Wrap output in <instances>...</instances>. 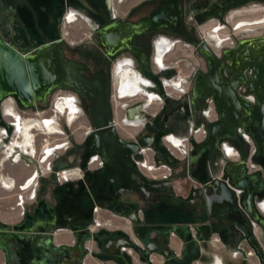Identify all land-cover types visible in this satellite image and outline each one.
<instances>
[{
    "label": "flooded vegetation",
    "instance_id": "obj_1",
    "mask_svg": "<svg viewBox=\"0 0 264 264\" xmlns=\"http://www.w3.org/2000/svg\"><path fill=\"white\" fill-rule=\"evenodd\" d=\"M251 1L0 0V73L14 54L44 62L0 97V231L32 229L15 264L264 261V25L195 35ZM213 179L233 193L212 197Z\"/></svg>",
    "mask_w": 264,
    "mask_h": 264
},
{
    "label": "water",
    "instance_id": "obj_2",
    "mask_svg": "<svg viewBox=\"0 0 264 264\" xmlns=\"http://www.w3.org/2000/svg\"><path fill=\"white\" fill-rule=\"evenodd\" d=\"M191 42L193 46L201 53V55L207 59L210 60L213 57L212 52L209 50L205 42H197L193 39H191ZM248 43L247 41H245ZM245 42H240L239 46L244 45ZM240 47L236 49V51H239ZM247 54H249L247 52ZM43 54L39 51L33 52L30 56H27L26 61L24 59L14 54L12 58H4L3 59V69H1L0 73V97L7 93L9 90L19 87L18 82L16 78L18 76H24V74L28 71L31 75V78L33 79V85L34 83L38 82L39 80V74L43 72L44 62L42 60ZM61 57V55H60ZM229 57H232V54H229ZM62 62H64L62 60ZM23 80V78H22ZM37 86V83H36ZM35 87V86H34ZM27 88H29L27 86ZM243 101L240 99L238 103V110H245L246 107L243 106ZM257 105H255L256 108H258L259 112V124L261 127L264 126V96L257 98ZM210 186L209 194L212 197H215L216 195H223L228 196L233 193L232 189L229 187L226 181L224 180H212L208 183ZM251 200V197H250ZM261 228H264V223L260 222L258 223ZM0 225L4 228L7 227L6 224L0 223ZM24 232L28 233L32 231V229L28 226V222L25 221L24 223L20 225H12L11 230L6 231H0V249L4 251L6 260L4 264H15V250H14V237L18 234V232ZM259 248V247H258ZM256 255L259 257L261 264H264V261L262 259L261 253L259 250L254 247ZM261 249V246H260ZM263 253V250H261Z\"/></svg>",
    "mask_w": 264,
    "mask_h": 264
},
{
    "label": "rangeland",
    "instance_id": "obj_3",
    "mask_svg": "<svg viewBox=\"0 0 264 264\" xmlns=\"http://www.w3.org/2000/svg\"><path fill=\"white\" fill-rule=\"evenodd\" d=\"M219 25H221L222 28H218ZM258 25H264V2L251 1L240 6L232 7L225 15L223 21L219 22L211 18L207 23L197 26L195 28V35L197 40H204L206 38L207 41L213 43L214 39L211 38L212 34H216L218 39H220L230 32L240 34L241 28H251ZM191 62L193 66L201 68L203 63L202 56H200L198 52H195L191 55ZM0 195H4L3 192H1ZM6 200L7 198L0 199V204H4Z\"/></svg>",
    "mask_w": 264,
    "mask_h": 264
},
{
    "label": "bare ground",
    "instance_id": "obj_4",
    "mask_svg": "<svg viewBox=\"0 0 264 264\" xmlns=\"http://www.w3.org/2000/svg\"><path fill=\"white\" fill-rule=\"evenodd\" d=\"M262 19V18H261ZM260 23V22H259ZM161 45V44H160ZM158 45V46H160ZM163 45V44H162ZM133 81V77L127 72L126 73V76H123L122 77V80L119 84V88H120V91H121V94H128V93H135L134 91L136 90V86H134L133 84H131ZM152 95V94H150ZM37 123L40 125V126H45L47 129H51L52 131V127L50 126L49 124V121L46 120V121H43V122H39L37 121ZM28 124V123H27ZM26 126V125H25ZM29 126V124H28ZM24 139V138H23Z\"/></svg>",
    "mask_w": 264,
    "mask_h": 264
},
{
    "label": "crops",
    "instance_id": "obj_5",
    "mask_svg": "<svg viewBox=\"0 0 264 264\" xmlns=\"http://www.w3.org/2000/svg\"><path fill=\"white\" fill-rule=\"evenodd\" d=\"M209 245H210L211 249H213L214 254L219 255V254L223 253L222 249L220 248V244H218V242H215L214 240H210ZM215 257H217V256H215ZM3 262H4V256L0 250V264H3Z\"/></svg>",
    "mask_w": 264,
    "mask_h": 264
},
{
    "label": "built area",
    "instance_id": "obj_6",
    "mask_svg": "<svg viewBox=\"0 0 264 264\" xmlns=\"http://www.w3.org/2000/svg\"><path fill=\"white\" fill-rule=\"evenodd\" d=\"M176 145V144H175Z\"/></svg>",
    "mask_w": 264,
    "mask_h": 264
}]
</instances>
